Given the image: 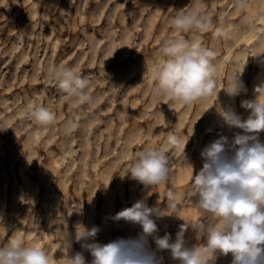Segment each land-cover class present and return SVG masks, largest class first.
Instances as JSON below:
<instances>
[{
    "label": "rangeland",
    "instance_id": "1",
    "mask_svg": "<svg viewBox=\"0 0 264 264\" xmlns=\"http://www.w3.org/2000/svg\"><path fill=\"white\" fill-rule=\"evenodd\" d=\"M242 2L0 0V245L19 234L39 243L53 264H66L75 252L90 262V252L75 241L77 226H97L101 244L137 238L139 225L112 219L137 200L160 209L156 235L169 234L170 242L181 224L205 218L194 206L192 168L193 175L200 171L202 150L220 134L232 139L242 131L222 125L220 108L234 106L246 118L241 101L264 84V0ZM180 10L206 13L214 24L184 34L215 52L218 70V94L191 106L152 92V69L163 41L175 35L169 20ZM215 27L223 35H214ZM59 64L89 81L91 103L77 104L50 80L48 69ZM240 71L247 92L233 99L224 89ZM34 105L54 111L55 123L39 126L26 114ZM170 135L187 142L184 152L168 143ZM148 146L166 151L170 177L145 190L126 172ZM168 190L177 194L175 209ZM183 238L187 246L206 243L191 227ZM148 243L156 248L152 237ZM158 255L163 264H176L168 250ZM231 259L218 255L215 264Z\"/></svg>",
    "mask_w": 264,
    "mask_h": 264
},
{
    "label": "clouds",
    "instance_id": "2",
    "mask_svg": "<svg viewBox=\"0 0 264 264\" xmlns=\"http://www.w3.org/2000/svg\"><path fill=\"white\" fill-rule=\"evenodd\" d=\"M240 6H244L242 0ZM169 24L175 35L163 41L160 58L152 69L153 95L185 106L207 102L218 94L215 52L199 39H185L184 34L208 32L214 28L213 20L206 13L180 10ZM214 35H223V29L215 27ZM243 71L235 73L224 89L233 99L247 92L241 79ZM48 76L77 104L92 102L87 91L89 81L72 67L54 65L48 69ZM240 106L248 112L246 118L234 106L220 108L218 115L223 126L242 131L232 139L220 134L209 143L201 152L204 163L197 174L193 175L189 165L194 206L204 211L205 218L181 224L175 242H170L169 234L156 235V219L164 216L160 209L140 199L112 217L139 225L142 231L137 238L101 244L95 242L100 231L97 226L89 229L78 225L75 241L90 252L92 259L88 262L82 252H75L67 257L66 264H163V257L158 255L163 250L170 252L176 264H215L218 255L229 254L231 264H264V141L260 139L264 132V84L256 86L254 98L242 100ZM26 114L41 127L56 121V113L42 105L29 106ZM74 127L69 122L66 130L71 132ZM168 143L177 148L182 145L183 152L187 144L176 135H170ZM129 173L145 190L164 185L170 177L169 156L163 148L145 147L135 154ZM165 195L175 209L177 194L168 190ZM189 227L206 238L203 246L185 244L183 234ZM149 237L155 249L150 247ZM0 264H53V257L39 243L12 234L0 245Z\"/></svg>",
    "mask_w": 264,
    "mask_h": 264
}]
</instances>
